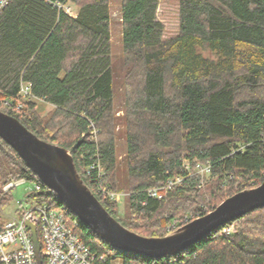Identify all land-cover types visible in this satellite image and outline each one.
Returning a JSON list of instances; mask_svg holds the SVG:
<instances>
[{"label": "trees", "instance_id": "trees-1", "mask_svg": "<svg viewBox=\"0 0 264 264\" xmlns=\"http://www.w3.org/2000/svg\"><path fill=\"white\" fill-rule=\"evenodd\" d=\"M70 3L79 9L76 17L66 13ZM159 5L121 0L122 117L115 107L110 0H11L0 15V111L67 149L104 208L129 230L155 238L264 182V0H178L172 37L158 19ZM22 84L31 86L33 99L19 96ZM38 101L52 107L47 116L37 111ZM119 126L127 143L122 162ZM198 166H209L208 176ZM175 177L182 184L161 199L150 196ZM21 179L38 181L0 138V232L11 192L3 188ZM99 189L124 194L122 216ZM31 198L65 208L44 186ZM66 216L71 226L79 222L68 208ZM75 230L105 256L103 264L120 258L122 264H264V208L162 259L118 251L84 224Z\"/></svg>", "mask_w": 264, "mask_h": 264}, {"label": "water", "instance_id": "water-1", "mask_svg": "<svg viewBox=\"0 0 264 264\" xmlns=\"http://www.w3.org/2000/svg\"><path fill=\"white\" fill-rule=\"evenodd\" d=\"M0 138L7 142L33 171L38 180L79 220L112 248L150 259L176 255L195 245L219 227L264 208V182L226 199L211 213L193 220L163 238L144 237L123 226L102 205L81 179L70 152L39 139L18 119L0 111ZM43 264L36 227L29 225Z\"/></svg>", "mask_w": 264, "mask_h": 264}, {"label": "built area", "instance_id": "built-area-1", "mask_svg": "<svg viewBox=\"0 0 264 264\" xmlns=\"http://www.w3.org/2000/svg\"><path fill=\"white\" fill-rule=\"evenodd\" d=\"M10 1L0 0V15ZM69 12V9H66V13L73 17ZM19 96L24 100L34 98L31 86L22 84ZM6 104L9 105V102L6 101ZM99 172H102L100 167ZM197 172L208 175L210 167L198 166ZM28 182L32 181L27 179L13 181L3 189L8 192ZM182 182V177L172 178L165 186L151 189L149 194L153 198L161 199ZM32 183L34 186L29 190L26 200L19 202L17 214L11 217L0 232V264H38L33 233L29 225L37 229L43 264H103L105 256L94 254L76 233L75 227L79 225V222L74 226L69 225L66 216L67 207H52L47 203L39 204L31 198L33 194L42 191L41 182ZM48 192L53 193L50 189ZM99 193L106 200L120 202L119 194L104 189H99ZM185 225L175 222L172 228L178 230ZM227 231L231 232V229Z\"/></svg>", "mask_w": 264, "mask_h": 264}, {"label": "rangeland", "instance_id": "rangeland-1", "mask_svg": "<svg viewBox=\"0 0 264 264\" xmlns=\"http://www.w3.org/2000/svg\"><path fill=\"white\" fill-rule=\"evenodd\" d=\"M160 5L158 8V19L164 24L166 29L167 37H172L177 34L178 27H179V13H178V0H159ZM69 9V13L75 17L78 15L79 9L73 5L69 4L65 7V10ZM110 16H111V41H112V57L115 66V107L117 109V117H122L123 113V105L125 102L124 96V87L122 86V81L124 77V69L123 64L121 63V58L123 56V48H122V23H121V0H110ZM42 110L43 116H47L52 107L48 105L47 107H43ZM118 137H117V154L119 157V161L125 157L127 143H126V133L125 127L119 126L118 127ZM97 134V132H96ZM125 173V165L122 163L120 175L124 176ZM205 176V175H204ZM208 176V175H206ZM34 184L28 182L26 184H21L14 189L11 190L8 197L10 199L8 207L5 209V221L7 222L9 217L14 216L17 214L19 210V202L25 201L26 196L30 189H32ZM123 195V193H120ZM119 205L120 216L123 215L125 211V199L122 198ZM214 211V210H213ZM211 213V212H209ZM208 213V214H209ZM195 216L185 217L181 219L179 224H188L192 222L191 220H195ZM231 231L234 230V227L230 228ZM171 234V233H170ZM114 264H122V258L116 260Z\"/></svg>", "mask_w": 264, "mask_h": 264}, {"label": "crops", "instance_id": "crops-1", "mask_svg": "<svg viewBox=\"0 0 264 264\" xmlns=\"http://www.w3.org/2000/svg\"><path fill=\"white\" fill-rule=\"evenodd\" d=\"M49 104L48 103H46V102H44V101H38V104H37V111L39 112V114L41 115V116H43V113H42V110H44L43 109V107H47ZM42 109V110H41ZM44 117V116H43Z\"/></svg>", "mask_w": 264, "mask_h": 264}, {"label": "bare ground", "instance_id": "bare-ground-1", "mask_svg": "<svg viewBox=\"0 0 264 264\" xmlns=\"http://www.w3.org/2000/svg\"><path fill=\"white\" fill-rule=\"evenodd\" d=\"M31 99H33V98H31ZM31 99H29V100H31ZM24 100V99H23ZM19 108H21V106H19ZM31 132V131H30ZM35 135V134H34ZM2 139V138H1ZM35 182H40L39 180L38 181H35ZM42 184V186H44V184L43 183H41ZM44 187H46V186H44ZM47 188V187H46ZM47 189H49V188H47ZM116 194H119L120 196H121V198H120V201H121V199L123 198V195L122 194H120V193H116ZM120 203V202H119ZM118 204V203H117ZM69 209V208H68ZM11 217H13V216H11ZM11 217H9V219H8V221L11 219ZM7 221V222H8ZM7 222H5V224L7 223ZM5 226V225H4Z\"/></svg>", "mask_w": 264, "mask_h": 264}]
</instances>
